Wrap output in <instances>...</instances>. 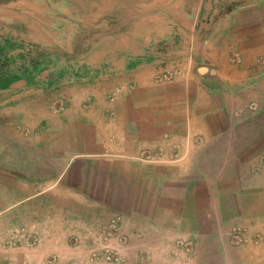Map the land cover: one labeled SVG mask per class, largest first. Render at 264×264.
Returning a JSON list of instances; mask_svg holds the SVG:
<instances>
[{"label":"crops","instance_id":"obj_1","mask_svg":"<svg viewBox=\"0 0 264 264\" xmlns=\"http://www.w3.org/2000/svg\"><path fill=\"white\" fill-rule=\"evenodd\" d=\"M148 8L0 86V264L264 261V0Z\"/></svg>","mask_w":264,"mask_h":264},{"label":"rangeland","instance_id":"obj_2","mask_svg":"<svg viewBox=\"0 0 264 264\" xmlns=\"http://www.w3.org/2000/svg\"><path fill=\"white\" fill-rule=\"evenodd\" d=\"M149 2L0 0V86L44 71L67 73L85 58L95 60L97 52L107 51V46L120 41V20L126 18L122 23L127 24L137 21L141 31L142 14L150 11ZM165 34L160 31L151 36L162 43ZM230 255L229 264H264L261 258L247 263L239 251ZM207 258L203 256L197 263L214 264Z\"/></svg>","mask_w":264,"mask_h":264},{"label":"built area","instance_id":"obj_3","mask_svg":"<svg viewBox=\"0 0 264 264\" xmlns=\"http://www.w3.org/2000/svg\"><path fill=\"white\" fill-rule=\"evenodd\" d=\"M168 76L167 74L164 75V77ZM251 108L255 109L256 105L255 104H251ZM245 242L244 237L242 236L241 231L236 227L233 228L231 230V239H230V243L234 244V245H239L241 243Z\"/></svg>","mask_w":264,"mask_h":264}]
</instances>
